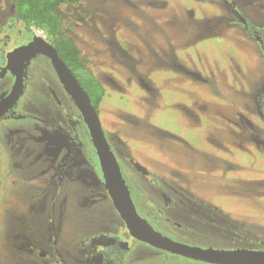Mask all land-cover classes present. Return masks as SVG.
Instances as JSON below:
<instances>
[{
  "label": "rangeland",
  "instance_id": "374dc122",
  "mask_svg": "<svg viewBox=\"0 0 264 264\" xmlns=\"http://www.w3.org/2000/svg\"><path fill=\"white\" fill-rule=\"evenodd\" d=\"M232 1L247 7L251 25L263 29L259 30L262 45L242 24L227 20L230 13L222 11L228 6L224 0L219 5L218 0H79L60 7L59 13L62 30L80 42L103 79L106 93L99 117L131 189V170L119 154L120 145L130 153L128 162L133 158L152 171L144 177L133 168L137 185H154L155 177L160 183L215 188L219 190L215 198L225 211L241 213L264 233V223L258 221L264 220V116L257 107V91L264 90V23L257 27L259 18H264L260 7L264 0ZM14 9L12 0H0V14ZM37 59L29 61L33 65L24 93L9 113L22 114V123L17 128L6 123L7 149L0 142V259L4 261L0 264H36L27 257L35 252L33 248L38 250L47 233L76 250L81 236L92 231L104 234L100 224L115 218L113 210L111 215L107 212L111 202L102 197L83 200L93 215L82 213L79 188L88 185L83 196L92 197L89 185L93 184L76 157L86 137L79 122L73 124L76 136L55 123L54 105L43 92V83L36 82L41 69L35 65ZM9 87L10 81L1 83L0 95ZM54 152L58 160L70 154L74 172L81 174L78 180L51 179L62 177L60 171L39 176L46 158H55ZM34 155L40 170L36 175L31 164ZM30 185L37 189L33 194L28 192ZM57 187L63 194L64 189L71 190L67 202L54 198ZM22 191L23 200L33 208L23 218L19 215ZM21 222L39 232L38 238L21 241L17 235ZM179 234L183 240L200 242L188 231ZM20 241L26 253L15 249ZM128 242L131 249L123 264H215L168 253L142 240ZM98 256L93 255L90 263L104 264Z\"/></svg>",
  "mask_w": 264,
  "mask_h": 264
},
{
  "label": "flooded vegetation",
  "instance_id": "af4514ba",
  "mask_svg": "<svg viewBox=\"0 0 264 264\" xmlns=\"http://www.w3.org/2000/svg\"><path fill=\"white\" fill-rule=\"evenodd\" d=\"M201 1L205 2L207 0ZM220 1L221 0H218V5ZM224 2L225 4H228V6L226 5L227 7L225 8L221 6V9L224 8V10H222L223 13H225L226 10L228 13H230V17L227 18V20H229L231 23L239 22V24H242L241 27L244 26L246 29H248L250 33L253 34L252 36L254 37V40L258 44L262 45V36L260 35L259 30L263 29H261L260 27V29L257 30L255 29V26L251 25L254 23L251 21V15L248 12L247 7L245 9L244 5H239L232 0H224ZM248 5V7L253 11V15L260 17L258 12L254 10V7L250 4ZM260 7L264 8V3H262ZM235 10H237L238 13H236ZM258 22L261 23H258L257 27L264 23V18H259ZM251 26L253 30L250 28ZM67 35L73 37L77 43V40L74 36L70 34ZM34 37L35 32L32 30V25H28L23 19H21L17 15L16 7L12 11H3V13L0 14V84L4 82L6 83V81H10L9 89L5 93L0 95V100L12 90V87L15 82L14 71L7 68V52L17 46L27 44ZM41 38L56 47V43L51 34H48L47 38ZM77 45L81 46L80 42L79 44L77 43ZM80 50L81 61H83V66L78 69H73L64 60V58L60 56L59 51L57 49L59 56L73 71L82 86L89 93L85 85L82 83L81 77H93L95 79L100 80L103 85L104 83L103 79H101L97 75L96 70L89 63L90 60L86 57L85 54H83L84 52L82 51L81 47ZM34 57L39 58V60L37 59L39 63H36L35 65L41 68L39 70V77L36 82L39 81L38 83H43V92L48 96V98L54 105V108L51 109V114L55 118V123L62 130L69 132L70 134H72V136H76L75 128L77 127H73V124L79 122V125H81L82 129L81 131L86 137V141L84 142V149L81 150L77 147L76 157L78 158L80 164H84L86 166L88 170V176L93 180V184L89 185L92 187V189H90V191H92V197L91 195H87V198L83 196V188H88V185H83L81 186V188H79L82 191V197L79 201L82 213L85 212L86 216L93 215V213L89 211L85 205H83V200L89 201V198L93 199L95 197H102L104 199H108L111 202L113 207L111 206L110 208H108L107 212L111 215V210H113L112 212H114L115 218L114 220L106 218V223L100 224V226L104 225L105 227L104 234L101 232L92 231L89 235L81 236L80 239L76 241V250L69 249L63 246L61 243H58V240L56 241L53 235L51 238H49V234L52 233H47L46 240L42 241V243L38 245V250L36 248H33L35 249V252H32L33 254H30L27 258L33 257L32 262H34L35 260L34 263L36 264H44L46 259H49V264H92V262L90 263L89 259H91L93 255L97 254L99 255L98 258H101L104 261V264H123L124 260L127 257V253L131 249V244L128 242V240L136 241L140 239L133 237L129 233L122 216L114 205L112 198L110 197V194L107 190V186L104 183L98 156L95 152L96 150L91 140L89 128L83 118L82 112L76 104L72 94L69 92L66 85L62 81L61 76L58 73L51 57L45 52H37L26 61L24 66V85L22 92L18 100L13 104V106L2 116H0V121L4 120V125L0 126V142L2 144V148L4 145V150L7 149L6 141L8 138L9 130L5 127V124L9 123L11 124L10 127L17 128V126L22 123L23 119L19 120V118L23 117L22 114H14L10 116L9 113L13 108L16 107L24 93L26 79L27 76L30 75L29 71L31 66L33 65V63L29 61ZM260 93L261 95H263V97H259ZM263 93L264 90L262 91V88H259L257 91V94L259 95L257 97V107L260 110L261 116H264ZM97 110L100 111V108H98ZM72 111H74V114H71ZM12 141L19 143L16 140ZM91 148L94 149L93 154L95 153L96 157L93 156ZM119 154L123 158L125 163H128L127 165L131 170V173H128V178L131 181L133 188L131 189V187L129 185L128 186L137 211L155 229L159 230L164 235L169 236L174 240L180 242L195 244L202 247L213 246L216 248H252L264 250V233L262 231H259L257 227L253 226V224L248 220V218L242 215L241 213L235 212L240 215H231L228 213V211H225V209L222 207L223 204L218 203V199L215 198L216 195H218L219 190L216 192V189L212 188L211 191H208L206 188L201 187L200 185H184L179 182L177 183V185L176 182L168 183L167 181H165L164 183H160L159 179H155V177L152 180V182L155 180L154 185H137V182L135 180L136 176L135 178H133L132 176L133 168L139 171L144 177H148L149 175H151L152 171L149 170L145 165H143V163L133 158H129L128 162L126 156H128L130 153L129 151L121 150V145L119 148ZM53 156H55V158H46L45 166L40 169L41 172L39 176L44 173L55 174L60 171L61 174H63L62 177L54 178V176H51V179L58 181L59 179H65L66 181H68L71 177L73 178V180H78L81 177V174L79 172H74L75 165L71 164L70 154H68L66 157H63L61 160L57 159V155L55 152ZM36 157V155L32 157L33 163H31L33 164L32 171L35 175L38 174L40 171L39 162H37L38 158ZM134 161L140 162L145 168H147L148 172L145 173L139 170L134 164ZM4 177L7 178L9 176L4 174ZM34 185L37 184L35 183ZM28 187V192L30 194L35 193V191L37 190L32 185ZM56 189L57 193L54 198L61 202H67V195L71 190L64 189L63 194V189L61 187H57ZM5 194H10V192H5ZM22 195H25L24 191H22L21 196L19 197L22 199V201L19 202V205H21V211L19 215H22V218L25 216L29 217L28 212L30 213V210H32L33 208H31L32 205H27L28 201L27 199L23 200ZM60 214L61 212L58 213L57 216L59 217ZM64 217L65 215L63 214L60 216V218ZM30 219L31 218H29V220ZM29 220L25 219L24 222H30L32 219L30 221ZM258 221H263L262 223H264V220ZM24 222H21V226L19 225V227H21L22 229L17 230L18 237L20 239L22 237H32V239H37L39 232L37 233L31 231L29 226L25 224L26 222ZM249 223L251 224L248 225ZM181 230L185 232L188 231V233L193 234V236L199 238L200 242H194L190 240L187 241L181 239L180 237L182 236L179 234ZM104 235H106V237H104ZM21 241L17 245V247H15V249H18L20 253H26V247L21 244ZM160 249L165 250L168 253L189 257L186 255L171 252L163 248ZM65 254L69 256H65ZM35 256L37 259L35 258ZM70 257H72L71 260H69ZM1 261H3V259ZM200 261L215 263L205 260Z\"/></svg>",
  "mask_w": 264,
  "mask_h": 264
},
{
  "label": "water",
  "instance_id": "95a60500",
  "mask_svg": "<svg viewBox=\"0 0 264 264\" xmlns=\"http://www.w3.org/2000/svg\"><path fill=\"white\" fill-rule=\"evenodd\" d=\"M235 12L238 13L237 10ZM37 52H45L51 57L62 81L80 108L98 156L104 183L129 233L133 237L158 248L195 259L221 264H264V250L262 249L202 247L180 242L155 229L139 214L132 199L127 180L106 137L98 110L91 96L73 71L59 56L56 47L37 35L27 44L17 46L7 52V68L14 71L15 82L12 90L0 100V116L7 112L18 100L24 85L25 63ZM134 164L139 170L145 173L148 172L147 168L140 162L134 161Z\"/></svg>",
  "mask_w": 264,
  "mask_h": 264
},
{
  "label": "trees",
  "instance_id": "16d2710c",
  "mask_svg": "<svg viewBox=\"0 0 264 264\" xmlns=\"http://www.w3.org/2000/svg\"><path fill=\"white\" fill-rule=\"evenodd\" d=\"M17 15L28 25H37L47 29L56 43V47L61 57L73 68L78 69L83 66L81 61V50L73 37L65 34L61 27L60 7L67 3L76 4L79 0H13ZM96 108L106 93L105 86L100 80L93 77H81Z\"/></svg>",
  "mask_w": 264,
  "mask_h": 264
},
{
  "label": "built area",
  "instance_id": "2783aa9c",
  "mask_svg": "<svg viewBox=\"0 0 264 264\" xmlns=\"http://www.w3.org/2000/svg\"><path fill=\"white\" fill-rule=\"evenodd\" d=\"M32 30L35 32V35L47 38L48 37V31L46 28L37 26V25H32Z\"/></svg>",
  "mask_w": 264,
  "mask_h": 264
}]
</instances>
